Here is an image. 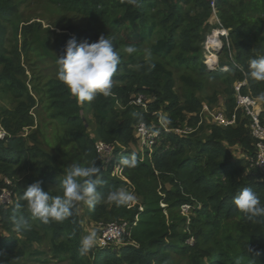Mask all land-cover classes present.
<instances>
[{"label": "trees", "instance_id": "obj_1", "mask_svg": "<svg viewBox=\"0 0 264 264\" xmlns=\"http://www.w3.org/2000/svg\"><path fill=\"white\" fill-rule=\"evenodd\" d=\"M44 1L87 19L96 31L83 32L79 40L92 43L101 35L108 36L120 53L121 63L112 78V94L97 95L91 102H79L57 78L42 85L34 84L32 93L39 109L60 136V143L50 144L55 156L28 151L26 139L19 136L20 130L29 126L28 121L12 131L8 121L3 120L12 138L0 142V172L9 179L14 175L13 169L31 173L12 187L0 184L17 195L11 205H0V224L8 232V237L0 238V262L13 264L15 257L22 254L19 244L49 243L52 256L64 264H166L167 252L185 256L189 264H264V216L249 218L232 204L236 194L250 187L264 205V175L250 169L247 158L255 152L247 118L238 110L236 127L212 125L204 139L166 132L162 129L164 124L159 123L161 110L170 111L167 120L171 122L166 125L168 129H176L185 119L183 111L195 114L201 109L194 97L176 95L173 76L179 73L184 75L185 88L201 89L206 81L218 83L223 79L220 85L228 95L223 104L229 116L235 109L236 83L245 82L240 89L243 96L258 99L264 95V81L246 74L249 60L264 56V0H217V18L229 32L235 63L226 64L227 71L216 72L206 69L198 46L212 15L210 0ZM0 14L11 26V36L17 41L18 23L8 19L13 14L8 0H1ZM0 40L2 44L1 37ZM127 44H135L137 52L126 54L123 49ZM146 49L152 52L149 59L145 58ZM223 53L227 54L226 48ZM18 61L17 58V65ZM11 67V59L0 53L3 91L13 92L14 97L22 96L24 91L17 88L19 82H9L5 74ZM25 96L33 107L32 97L29 93ZM140 96L145 108L136 104ZM144 96L152 98L144 100ZM180 98L183 108H179ZM118 105L124 108L120 114L116 111ZM86 110L95 120L94 137L90 125L81 116ZM191 120H188L190 125ZM139 124H144L150 133L160 129L151 147L139 148L140 138L136 135ZM33 137L31 134L30 138ZM98 143L111 147V155L98 152ZM33 156L41 158L39 168L31 162ZM111 156L119 160L135 156L137 163L133 168L121 167L123 179H117L111 176ZM76 160L82 164L95 161L100 167L104 183L98 190L105 195L128 187L142 199L141 204L133 206L130 202L111 203L107 208L101 200L95 208L85 207L96 224L111 220L130 223L129 235L119 249L92 247L87 254L80 255L84 228L75 205L71 217L48 224L32 217L26 207L24 189L36 181L41 182L45 191L51 181L59 184L62 177L58 173H65L67 162ZM182 206H188L191 214L183 219V231L177 234L176 225L167 223V213L172 221L180 220L173 211L181 210ZM13 211L17 219L23 217L28 221L26 229L16 231ZM189 239L193 243L185 244Z\"/></svg>", "mask_w": 264, "mask_h": 264}, {"label": "rangeland", "instance_id": "obj_2", "mask_svg": "<svg viewBox=\"0 0 264 264\" xmlns=\"http://www.w3.org/2000/svg\"><path fill=\"white\" fill-rule=\"evenodd\" d=\"M8 6L13 10V14H11L8 19H11L15 24L18 23L19 35L17 41H14L13 37L11 36V26L7 22L2 20L0 14V37L3 39L2 44H0V53L4 54L5 57H9L12 62V67L11 69H9L10 71L5 72V74H7L9 77V82L14 83V81L17 80L19 82L17 88L20 91L23 90L24 94L22 96L14 97L11 95V93L13 92L5 93L3 91L5 89V86L0 84V130L2 129L7 132V135L11 134V132H8L4 128L3 120L8 121L9 127L12 131H16L17 126L25 121H28V123H30L29 126L20 130L19 133V136L21 135V137L26 139L28 151L34 155H36L35 153H47L49 156H55L54 151H52L50 148V144L60 143V136L56 132H54L55 126L50 124L49 119L46 118L43 112L39 109L37 98L35 94L32 93V87L36 82L42 85L48 79L57 78V65L55 55L58 56L61 54L69 38L75 37L77 42H80L78 36L82 37L83 32L88 34L95 33L96 29L95 27L90 25L87 19L81 17L80 15L64 11L59 7L48 4L44 0H8ZM207 23L208 30L203 33L201 43H199L198 45L199 49L201 50L200 56H203V59L205 55L204 43L206 41V38L212 35L211 32L214 30V25H217V21L215 20L213 13L208 19ZM216 27L217 26H215V28ZM223 42H228L230 44L229 37L227 36V38ZM30 44L32 45V47L27 48ZM230 50L232 56L231 59L228 57V55L223 54V52L222 54L221 52L217 53V56L219 55L218 63H220V66L221 63H235L234 50L233 48H231ZM17 58L19 59L18 65ZM215 62L216 58H209L207 64L212 66ZM3 70L4 69L0 68V72H2ZM217 70L219 69L217 68ZM208 71L213 72L210 70ZM182 74L183 73H179L178 76H173L174 91L177 96L194 97L198 100L199 104L208 102L210 106L213 107L212 110H214V112L225 111V106L223 103L228 95L224 93L225 88L220 85L223 79H220V82L218 83L206 81L205 83L201 84V89L190 87L185 88L183 79L184 75ZM33 79H35V82H33ZM26 93H29V95L34 100L35 105L33 107L29 106V102L27 100L28 98L25 96ZM149 98L152 97L146 96L144 100H149ZM258 101L262 104L264 112V101L259 99ZM183 107V98H180L179 108ZM123 110L124 108H122L120 105L117 106L116 111H118L119 114ZM183 114L185 116V119L183 122H181L180 128L186 127L187 125L193 129V132H191L187 137H192L194 135V137L197 139H204L208 135L209 128L212 125L209 124V121H205L204 119H202V116L200 117V108L197 112H195V114H189L185 111H183ZM169 115L170 111L167 112L165 110H161L159 112L161 123H163L162 121L164 119H167ZM81 116L90 125L92 133L91 136L94 137L95 120L91 117V112L88 113L87 110L83 111ZM192 117L194 118L193 120H191ZM188 120H191V125ZM163 124L164 127L162 129H168V126L165 123ZM156 129L157 128H155L154 130L156 131ZM159 130L160 129L158 128L157 132H159ZM31 134L34 135L33 138H30ZM155 135H159V133ZM8 137L12 138L11 135L7 136V138ZM1 141L3 142V139H0V142ZM138 143L140 149L142 147H145V143L143 140L138 141ZM4 145H6V143H4ZM132 150H134L133 147ZM39 159L41 158L37 156H33L31 158V162L33 164L35 163L38 168L40 167L39 161H41ZM119 161L120 160L118 159V157H116V159L112 156L110 157L109 162L112 163L111 176L122 180L123 177L120 174L121 167L117 166L119 164ZM72 162H77V160L68 161L67 166ZM11 173H14V175L12 179H9V177L6 176L5 173L0 172V184L10 183V186L12 187L14 186L15 182L22 183L24 179L28 177V174L31 173V171H20L13 169ZM64 174L65 173L61 172L58 173V176H61L63 179ZM167 187L168 189L171 188V186L168 184ZM1 188L2 186L0 187V189ZM121 188L133 194L134 199L130 201L131 206L136 204L139 205L142 203V199L138 197L132 189L130 190L128 187ZM46 191H48L49 194L54 193V196L62 194L60 190V183H54L53 181H51L47 185ZM16 196V194H12V198L17 199ZM101 204L107 208L111 206V203L106 200L101 201ZM74 205L76 206V212L80 219V223L84 228V235L95 231L97 233V237L93 247L104 248L101 247V245L99 246L97 241L100 234V230L97 229L99 223L96 224L92 220H90L86 212V204L84 202H75ZM173 213H175V217H180L181 219L172 221L171 216L167 213V223H173L174 225H176V233L181 234L183 231V219H187L190 216L191 209L186 207L182 208L179 211L175 210L173 211ZM129 229L130 224H128L127 231H129ZM7 235L8 232L0 224V238L8 237ZM192 243V239H189L185 242V244L187 245H191ZM122 246H124L123 241H121L120 243L112 244L108 247H111V249H119ZM18 248L22 254L15 257V260H13V264H64L59 263L57 259L52 256L49 243H44L42 245H38L36 243L32 245L19 244ZM166 255L168 256L166 264H189L185 256H180L174 252H167ZM0 264L5 263L2 261L0 262Z\"/></svg>", "mask_w": 264, "mask_h": 264}, {"label": "clouds", "instance_id": "obj_3", "mask_svg": "<svg viewBox=\"0 0 264 264\" xmlns=\"http://www.w3.org/2000/svg\"><path fill=\"white\" fill-rule=\"evenodd\" d=\"M130 3H135V0H130ZM123 51L132 55L137 52V47L135 44H127ZM55 56L58 81L79 102H91L97 95L108 97L112 94V78L121 63V56L108 36L101 35L92 43L87 40L77 42L75 37H71L61 54ZM151 56V50L146 49L145 58L149 59ZM246 74L256 81H264V56L250 59ZM258 99L264 101V95ZM162 122L167 124L171 121L164 119ZM136 163L135 156H132L122 158L117 166L133 168ZM100 171L95 161L90 164L72 162L66 167L64 177L60 181L62 194L55 196L45 191L40 181L30 184L23 191V200L31 216L39 219L43 224L52 221L62 222L73 215L75 202H84L92 209L104 199L116 205H126L134 199L133 194L123 188L109 191L106 195L100 192L98 188L104 183ZM232 204L249 218L264 216V205L250 187H245L236 194ZM12 218L17 232L29 226L28 221L23 217L17 219L15 211ZM96 237L95 231L82 237L80 255L83 256L92 249Z\"/></svg>", "mask_w": 264, "mask_h": 264}, {"label": "built area", "instance_id": "obj_4", "mask_svg": "<svg viewBox=\"0 0 264 264\" xmlns=\"http://www.w3.org/2000/svg\"><path fill=\"white\" fill-rule=\"evenodd\" d=\"M216 2L217 0H210V9L214 15L215 20L217 21L218 30L221 31L220 36V44L217 45L215 48H212L210 45L209 37L206 38V41L204 43V65L206 68L210 71H217V68L221 71H227V66L224 63H218V52H223L224 48L227 49L228 57L231 59V50L230 45L228 42L224 43L223 41L228 36V31L223 29L219 23V20L217 18L216 14ZM212 34V32H211ZM222 38V39H221ZM225 38V39H224ZM224 54V53H223ZM209 58H216V62L214 65H209L208 59ZM234 63V62H233ZM236 66V65H235ZM245 86V82H238L236 83L234 90H235V109L232 115H227L226 110L220 111V112H214L213 107L210 106L208 102L201 104L200 109V117L202 116L205 121H209L210 125L219 127V128H228V127H236L238 123V118L236 115V112L239 110L242 115L247 118L249 122V133L254 141V147L255 152L253 156L247 157L249 159V166L250 169L256 171L257 173H260L264 175V121H261V115L263 113V107L262 104L258 101V99H252L250 96H243L240 94L241 87ZM136 104L141 105L145 108V104L143 102L142 97H138L136 100ZM161 120L159 119V123ZM164 127V126H163ZM166 132H173L179 135L187 136L191 132H193V129L190 126L183 127V128H176V129H165ZM155 134H158L156 132ZM154 133H150L144 124H139L136 126V135L140 138V140H143L145 145L151 147L153 144V139L157 137ZM7 133L4 130H0V139H3L5 141L7 139ZM153 137V138H152ZM98 152L111 155L112 148L108 147L102 143L97 144ZM7 185H10V183H6ZM12 192L7 188H2L0 190V205L7 207L12 204L13 199L12 198ZM189 208L188 206H182V208ZM128 224H130L127 221H110L106 224L99 223L98 229L100 230L99 237L97 239L98 245L101 247H108L112 244L120 243L121 241H124L125 238L128 237L129 231Z\"/></svg>", "mask_w": 264, "mask_h": 264}, {"label": "bare ground", "instance_id": "obj_5", "mask_svg": "<svg viewBox=\"0 0 264 264\" xmlns=\"http://www.w3.org/2000/svg\"><path fill=\"white\" fill-rule=\"evenodd\" d=\"M220 36H221V31H219L217 27L216 28L214 27V30L212 31V35L209 37L210 45L212 46V48H215L217 45L220 44V39H219Z\"/></svg>", "mask_w": 264, "mask_h": 264}, {"label": "crops", "instance_id": "obj_6", "mask_svg": "<svg viewBox=\"0 0 264 264\" xmlns=\"http://www.w3.org/2000/svg\"><path fill=\"white\" fill-rule=\"evenodd\" d=\"M212 20H214V19H212ZM212 22H214V21H212ZM211 24V23H210Z\"/></svg>", "mask_w": 264, "mask_h": 264}]
</instances>
